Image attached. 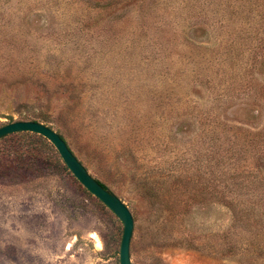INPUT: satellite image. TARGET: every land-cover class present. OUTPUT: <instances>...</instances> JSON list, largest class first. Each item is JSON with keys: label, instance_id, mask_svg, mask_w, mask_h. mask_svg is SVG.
<instances>
[{"label": "rangeland", "instance_id": "obj_1", "mask_svg": "<svg viewBox=\"0 0 264 264\" xmlns=\"http://www.w3.org/2000/svg\"><path fill=\"white\" fill-rule=\"evenodd\" d=\"M18 120L129 207L132 264H264V0H0ZM123 230L50 140H0V264H120Z\"/></svg>", "mask_w": 264, "mask_h": 264}, {"label": "water", "instance_id": "obj_2", "mask_svg": "<svg viewBox=\"0 0 264 264\" xmlns=\"http://www.w3.org/2000/svg\"><path fill=\"white\" fill-rule=\"evenodd\" d=\"M23 131L38 133L50 140L80 183L119 217L124 225L120 246V264H132L130 245L134 231V218L129 207L118 195L103 185L88 171L69 147L67 141L52 127L34 120L13 121L0 126V140L10 134Z\"/></svg>", "mask_w": 264, "mask_h": 264}, {"label": "trees", "instance_id": "obj_3", "mask_svg": "<svg viewBox=\"0 0 264 264\" xmlns=\"http://www.w3.org/2000/svg\"><path fill=\"white\" fill-rule=\"evenodd\" d=\"M13 134H31V135H36V136H41V137H44V136H42V135H40V134H38V133H34V132H28V131H23V132H17V133H13ZM13 134H10V135H13ZM9 136V135H8ZM8 136H6V137H8ZM6 137H4V138H6ZM3 139V138H2ZM1 139V140H2ZM100 181V180H99ZM101 182V181H100ZM101 183H103V182H101ZM103 185H105L107 188H108V186L106 185V184H104L103 183Z\"/></svg>", "mask_w": 264, "mask_h": 264}]
</instances>
